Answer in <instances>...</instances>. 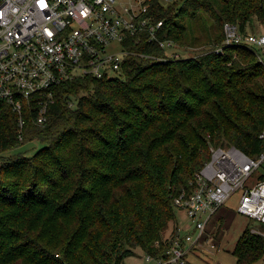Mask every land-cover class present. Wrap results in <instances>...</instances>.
Returning <instances> with one entry per match:
<instances>
[{
  "label": "trees",
  "instance_id": "trees-1",
  "mask_svg": "<svg viewBox=\"0 0 264 264\" xmlns=\"http://www.w3.org/2000/svg\"><path fill=\"white\" fill-rule=\"evenodd\" d=\"M157 6L182 48L221 45L225 23L264 19V0ZM126 44L120 77L62 83L45 123L26 109L22 140L17 115L0 105V264H124L138 249L167 257L175 198L194 192L212 149L264 153V65L252 52L151 64L141 55L162 49ZM33 141L42 147L32 156H4ZM234 255L259 263L264 235L245 229Z\"/></svg>",
  "mask_w": 264,
  "mask_h": 264
},
{
  "label": "built area",
  "instance_id": "built-area-1",
  "mask_svg": "<svg viewBox=\"0 0 264 264\" xmlns=\"http://www.w3.org/2000/svg\"><path fill=\"white\" fill-rule=\"evenodd\" d=\"M184 1L0 0V105L17 115L20 140L26 109L35 106L38 124L45 123L62 83L120 77L125 58L133 53L126 44L130 37L145 39L164 51L163 55H141L151 64L207 53L224 55L226 49L236 48L252 52L264 65V19L257 16L244 24L225 23L223 43L201 49L198 55L192 48L180 47L167 36L166 20L157 18V3L169 8ZM263 163L264 153L251 158L235 148L212 149L211 160L197 175L194 192L175 198V207L195 232L183 233L178 224L167 257L144 254L145 264H188L192 251L210 244L209 225L239 191L238 213L264 225V180L247 187ZM215 248L214 244L209 247Z\"/></svg>",
  "mask_w": 264,
  "mask_h": 264
},
{
  "label": "rangeland",
  "instance_id": "rangeland-1",
  "mask_svg": "<svg viewBox=\"0 0 264 264\" xmlns=\"http://www.w3.org/2000/svg\"><path fill=\"white\" fill-rule=\"evenodd\" d=\"M206 48L207 47H193V54L198 55L201 49ZM41 147L42 145L39 142L33 141L13 151L7 152L4 156H6V158H12L21 154L30 157ZM1 163L0 161V164ZM261 176H264V163L254 172L252 177H250L247 182V187H252ZM241 195L242 191L237 192L229 202L222 207L216 217V222H213V224L211 223L207 230L208 237L211 238L210 244L204 246V249H201L202 251H192L187 257L188 264H238L237 257L234 255V250L244 230L251 228L252 230L264 233V225L238 213L237 208ZM177 216L181 231L183 233L189 232L193 234L195 232L194 227L188 228L190 222L186 215L178 211ZM218 218H222V225L220 223L222 221L219 222ZM219 227H222V229L219 230ZM211 244H214L216 248L210 250L209 247ZM205 248H207L208 251ZM144 256V252L138 249L133 255L125 259L124 264H145ZM263 263L264 259L257 264Z\"/></svg>",
  "mask_w": 264,
  "mask_h": 264
},
{
  "label": "crops",
  "instance_id": "crops-1",
  "mask_svg": "<svg viewBox=\"0 0 264 264\" xmlns=\"http://www.w3.org/2000/svg\"><path fill=\"white\" fill-rule=\"evenodd\" d=\"M216 220H217V219H215L214 223L216 222ZM212 224H213V223H212ZM177 225H178V224H177ZM252 231L254 232L255 230H252ZM255 232H257V231H255ZM263 234H264V233H263Z\"/></svg>",
  "mask_w": 264,
  "mask_h": 264
}]
</instances>
